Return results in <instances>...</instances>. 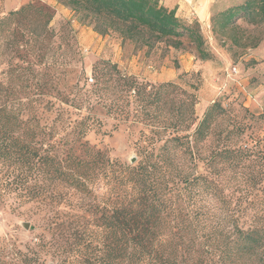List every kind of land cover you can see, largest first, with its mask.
Returning <instances> with one entry per match:
<instances>
[{
  "label": "trees",
  "instance_id": "16d2710c",
  "mask_svg": "<svg viewBox=\"0 0 264 264\" xmlns=\"http://www.w3.org/2000/svg\"><path fill=\"white\" fill-rule=\"evenodd\" d=\"M56 1L100 35L147 48L181 49L186 39L199 60L211 59L200 24L158 0ZM53 15L31 0L0 17V34L22 40L26 30L40 49L55 37ZM241 24H264V0H226L211 10L213 37L256 47ZM3 98L0 87V205L47 210L50 237L0 240V264H264V144L242 141L238 122L219 128L227 116L219 102L198 119L193 92L137 81L105 60L92 66L91 83L80 74L53 98L61 105L51 124L34 101ZM98 106L118 123L148 129L135 142V163L90 146L87 135L102 126ZM64 189L79 201L68 202Z\"/></svg>",
  "mask_w": 264,
  "mask_h": 264
},
{
  "label": "rangeland",
  "instance_id": "374dc122",
  "mask_svg": "<svg viewBox=\"0 0 264 264\" xmlns=\"http://www.w3.org/2000/svg\"><path fill=\"white\" fill-rule=\"evenodd\" d=\"M29 1L0 0V17ZM35 1L53 11L50 29L55 37L44 41L38 49L26 30L22 40L8 32L0 34V87L7 102L34 101L46 111L41 115L42 123L51 124L61 105L53 98L59 101L80 74L91 83L92 66L105 60L137 81L154 85L175 82L193 92L198 119L209 105L219 102L227 111V116L217 124L219 128L228 127L231 121L238 122L244 128L242 141L249 142L250 137H256L264 144V24L258 27L241 24L249 41L257 42L256 47H236L224 38L213 37L209 28L201 29L204 49L211 59L199 60L186 39L181 49L166 47L163 43L147 48L122 40L115 33H96L88 19H82L56 0H53L55 4H49L48 0ZM38 57L40 64L32 65ZM52 102L55 109L48 110ZM104 111L102 106L95 110L102 126L100 133L87 135L90 146L123 163H135V142L148 129L134 122L118 123ZM63 192L68 202L79 201V196L72 195L71 191L64 189ZM11 201L10 198L7 202ZM47 217V210L36 208L34 203L15 211L0 205V240L24 245L35 242L39 233L49 238Z\"/></svg>",
  "mask_w": 264,
  "mask_h": 264
},
{
  "label": "crops",
  "instance_id": "0c3cea01",
  "mask_svg": "<svg viewBox=\"0 0 264 264\" xmlns=\"http://www.w3.org/2000/svg\"><path fill=\"white\" fill-rule=\"evenodd\" d=\"M167 9L174 10L176 16L186 22L194 21L200 24L201 29L209 28V17L212 9L219 8L226 0H158ZM49 4L55 1L48 0Z\"/></svg>",
  "mask_w": 264,
  "mask_h": 264
}]
</instances>
